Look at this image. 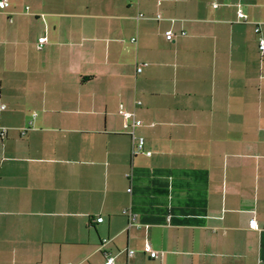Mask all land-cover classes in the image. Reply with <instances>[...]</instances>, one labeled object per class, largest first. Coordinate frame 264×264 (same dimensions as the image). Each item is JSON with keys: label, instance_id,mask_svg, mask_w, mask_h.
I'll return each instance as SVG.
<instances>
[{"label": "crops", "instance_id": "obj_1", "mask_svg": "<svg viewBox=\"0 0 264 264\" xmlns=\"http://www.w3.org/2000/svg\"><path fill=\"white\" fill-rule=\"evenodd\" d=\"M8 1L0 264H264V0Z\"/></svg>", "mask_w": 264, "mask_h": 264}, {"label": "built area", "instance_id": "obj_2", "mask_svg": "<svg viewBox=\"0 0 264 264\" xmlns=\"http://www.w3.org/2000/svg\"><path fill=\"white\" fill-rule=\"evenodd\" d=\"M7 6H9V1L8 0H0V9H5ZM238 17L240 18V20H247V16L244 14L243 11L239 10V13H238ZM259 29L256 30V32H258ZM166 37L168 39H172L173 38V35L172 33L168 32L166 33ZM46 40L45 37H43L42 39H40V42H44ZM260 50H264V40L261 41V44L259 46ZM141 67L138 68V71H141ZM140 103V101L138 102ZM5 108V105L4 104H0V109H4ZM122 115H123V127L127 130H129V132L132 134L133 136V153H140L141 151H143V148H144V139L140 138L139 137L137 138L135 136V133H134V127L137 126V125H140L142 122L139 121L138 119L135 118V114L134 113H126L124 112L123 110H121L120 112ZM147 154H151V152H147ZM123 213L127 214L128 215V223H129V227L132 226L134 224V220H135V216L134 214L128 210V209H124L123 210ZM104 218L103 217H100L98 219V221H102ZM257 224L256 221L254 219H252L250 221V226L251 228H254V225ZM107 243V239H103V244ZM146 251L149 252L151 258H155L157 256V252H153L151 250V247L149 244L146 245ZM132 250H130L129 252V255L132 254ZM105 264H114V258L111 257L110 255H107V261Z\"/></svg>", "mask_w": 264, "mask_h": 264}]
</instances>
